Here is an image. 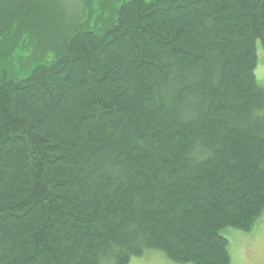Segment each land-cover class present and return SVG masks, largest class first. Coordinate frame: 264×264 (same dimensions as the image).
I'll return each mask as SVG.
<instances>
[{"label": "trees", "instance_id": "obj_1", "mask_svg": "<svg viewBox=\"0 0 264 264\" xmlns=\"http://www.w3.org/2000/svg\"><path fill=\"white\" fill-rule=\"evenodd\" d=\"M57 20L0 0V264H230L264 211V0Z\"/></svg>", "mask_w": 264, "mask_h": 264}, {"label": "rangeland", "instance_id": "obj_2", "mask_svg": "<svg viewBox=\"0 0 264 264\" xmlns=\"http://www.w3.org/2000/svg\"><path fill=\"white\" fill-rule=\"evenodd\" d=\"M48 8L59 20L53 26H58L61 31H67L72 24L76 26L83 25L85 19L91 16L96 17L100 10L103 0H38ZM60 15L62 18H60ZM81 17V20H79ZM101 19V17L99 18ZM91 23V22H90ZM101 24V23H98ZM97 24V25H98ZM45 59H53V52L46 53ZM258 63L262 58L261 47L257 45ZM255 78L258 82L264 81V65L254 71ZM228 230V231H227ZM220 234L228 242V253L230 264H264V211L257 218V221L249 231H239L232 228H225ZM129 264H175L170 262L161 252L149 250L140 257L132 258Z\"/></svg>", "mask_w": 264, "mask_h": 264}, {"label": "bare ground", "instance_id": "obj_3", "mask_svg": "<svg viewBox=\"0 0 264 264\" xmlns=\"http://www.w3.org/2000/svg\"><path fill=\"white\" fill-rule=\"evenodd\" d=\"M228 231V230H227Z\"/></svg>", "mask_w": 264, "mask_h": 264}]
</instances>
